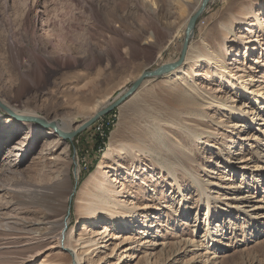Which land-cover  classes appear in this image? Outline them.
<instances>
[{"label": "rangeland", "instance_id": "obj_1", "mask_svg": "<svg viewBox=\"0 0 264 264\" xmlns=\"http://www.w3.org/2000/svg\"><path fill=\"white\" fill-rule=\"evenodd\" d=\"M200 1L0 0V101L77 129L179 58ZM191 50L211 54L179 80L146 79L96 120L111 121L103 141L98 122L65 140L0 106V264H264V0L209 1ZM115 133L129 147L105 161L98 192L91 174ZM240 185L243 214L224 206ZM116 223L101 248L92 228Z\"/></svg>", "mask_w": 264, "mask_h": 264}, {"label": "bare ground", "instance_id": "obj_2", "mask_svg": "<svg viewBox=\"0 0 264 264\" xmlns=\"http://www.w3.org/2000/svg\"><path fill=\"white\" fill-rule=\"evenodd\" d=\"M247 13H249V11L247 12ZM194 48V47H193ZM193 50V49H192ZM187 51L188 52V55H187V53H186V56H188V57H186V65L183 63L181 66H179V68L178 69H176V70H173V71H171V73H168V74H166L167 75V77L170 79V80H179L180 78H183V76L185 75H187V74H189L188 72H187V67H188V65L190 64V62L194 59H199V56L200 55H206L205 57L206 58H209V56H210V54H211V51H209V52H206L205 53V51H203V52H198V53H196L195 52V55L193 54V51ZM208 50V49H207ZM210 60V59H209ZM170 62H172V61H170ZM192 63V62H191ZM159 67V66H158ZM157 68V67H156ZM155 69V68H154ZM136 80V79H135ZM248 84L249 83H247V80H244V82H242V85H240L241 87L240 88H242V90H240L241 91V95L242 94H244V93H246V91L248 90ZM237 95V94H236ZM238 96H235V99H238L237 98ZM243 98V97H242ZM243 100V99H242ZM241 101V100H240ZM1 102V101H0ZM242 102V101H241ZM2 103V102H1ZM3 104V103H2ZM223 106H226V104H225V102H223V104H222ZM5 106V105H4ZM105 106V105H104ZM103 106V107H104ZM7 107V106H6ZM235 107H232V109H234ZM101 109H103V108H101ZM12 110H14V109H12ZM100 110V109H99ZM16 111V110H15ZM98 112V111H97ZM18 114V113H17ZM19 115H21V114H19ZM25 117H26V115H25ZM115 118H116V115L114 116ZM250 118V120L251 121H253V119H254V116H250L249 117ZM99 119V118H98ZM98 122V121H97ZM96 122V123H97ZM58 123V122H57ZM245 124V123H244ZM23 126H25V125H23ZM58 126H59V128L61 129V130H63V131H66L64 128H62V126H60V124L58 123ZM30 130L35 134L36 132H37V127H35V128H33V126H31L30 127ZM54 130V129H53ZM74 130V129H73ZM73 130H71V131H73ZM197 133V132H196ZM113 139H114V141L115 142H113V144L105 151V154H104V159L102 160V161H100L99 162V164H98V168L96 169V171L94 172V173H92L91 174V182L93 183V188L96 190V191H98V192H102V185L100 184V176L104 173V171H103V165H104V163H105V161L107 160V159H109V158H113L116 154H117V152H118V150H120V149H125V148H128L129 147V144H127V143H122L121 145H118V140H117V136H116V133L114 134V137H113ZM163 144V143H162ZM131 147V146H130ZM136 147H137V149L139 150V151H141V150H145V149H147L149 146H148V144H146V143H141V144H137L136 145ZM150 150V149H149ZM163 150V149H162ZM162 150L161 151H156V150H153V149H151V154H153V153H156L157 152V154H158V156H161L162 154H164V153H162ZM170 166H169V168L172 166V164H169ZM134 167V166H133ZM174 169V167H171L170 168V170H173ZM257 182H259L260 180H256ZM249 185H252V184H249ZM116 186L117 185H115V183H113L112 185H110V188L108 187L107 189H108V191L110 190V191H112L113 189H116ZM239 195H237V196H235V197H232L231 198V201L230 202H227L224 206L227 208V209H229L230 211H232V212H234V211H237L238 210V212H237V214L238 213H242V208L244 207V204H246V203H249V198L248 197H246L247 195H243L242 196V192H240V189L242 188V185H240L239 187ZM103 196V195H102ZM94 197H96V193L95 192H93V191H90V192H87V195H86V201H85V204H88V202L90 203V201L92 202L93 201V199H95ZM113 197V196H112ZM101 198V197H100ZM110 198V197H109ZM109 198L106 196H103V203L105 204L106 202L108 203L110 200H109ZM240 199H242V200H240ZM115 200V199H114ZM102 201V200H101ZM221 206V205H220ZM220 206H218V207H220ZM223 206V207H224ZM208 208H210V205L208 204ZM131 209L130 208H126V209H122V211H119L118 212V215H117V220L119 221L118 223L120 224H122V222H124L127 226H128V224H130V217H132V213H131V211H130ZM224 210H226V209H224ZM246 213L248 214V215H254V213L251 211V210H249V209H246ZM228 211H226V213H227ZM243 214V213H242ZM134 216V215H133ZM140 217V215H137L136 216V218H139ZM141 221V220H140ZM118 223H116L113 227H111L109 224H107V225H103L102 227H100V229H95L96 227H93L92 228V230H93V232L94 233H96V234H101L102 236H101V238H103V240L101 241V248H107V243H106V245H104V243L105 242H108L109 240H110V237L112 236V235H114V234H117L116 232L114 233L113 231L116 229V226H118L119 227V225H117ZM95 226H96V224H95ZM123 226V225H122ZM121 227V226H120ZM100 230H102V231H100ZM208 232H206V234H207ZM211 233V232H210ZM208 234V235H211V234ZM95 234V235H96ZM205 234V235H206ZM42 235V234H41ZM60 238L58 239V241H57V243H59V244H61V240H62V238H61V236H62V232L60 233ZM40 237V236H39ZM31 239H34L35 240V238L36 237H34V236H31L30 237ZM38 238V237H37ZM36 238V239H37ZM39 239V238H38ZM40 241H42V240H39L38 242H40ZM65 243H67L66 242V240H64L63 241V244H65ZM37 244H39V243H37L36 242V245ZM41 245V244H40ZM84 250H83V253H86V252H88L89 251V247H90V245L87 243L86 245H85V243H84ZM75 251L77 250V248L76 249H74ZM101 250H98V252H100ZM98 252H97V254H98ZM96 254V255H97ZM79 255V253H77L76 254V256H78Z\"/></svg>", "mask_w": 264, "mask_h": 264}, {"label": "water", "instance_id": "obj_3", "mask_svg": "<svg viewBox=\"0 0 264 264\" xmlns=\"http://www.w3.org/2000/svg\"><path fill=\"white\" fill-rule=\"evenodd\" d=\"M209 1L211 0H201L198 6L195 7L192 15L189 17L187 23H186V29L184 33V43L182 50L180 52L179 58L172 62H164L161 66L155 68V69H149L142 72V74L133 81V84L128 88L127 91H124L118 95L116 99H114L112 102H109L105 104L103 109L98 110V112L94 113L91 117L88 118L87 122L83 123L80 127L77 129H74L73 131H63L59 128L58 123L56 122H46L43 118H39L36 116H28L26 117L24 115H19L15 113L11 108H8L4 106L0 102V106L7 110L9 113L20 119H29L32 121L40 122L45 124L46 126H49L54 129L55 133L58 134L60 137L64 138L65 140H73L74 136L79 134L80 132L88 129L93 123L96 122V120L103 115L111 112L112 110L118 108L123 102H125L128 98L134 95L139 89V87L144 83L146 79H149V77H164V75L171 73V71L176 70L181 66L185 60H186V53L190 48L191 39L194 36L195 33V27L196 22L199 19V17L205 12L206 7L209 4Z\"/></svg>", "mask_w": 264, "mask_h": 264}, {"label": "built area", "instance_id": "obj_4", "mask_svg": "<svg viewBox=\"0 0 264 264\" xmlns=\"http://www.w3.org/2000/svg\"><path fill=\"white\" fill-rule=\"evenodd\" d=\"M111 121L109 120H106L104 121L103 119V122H98L96 125H95V133L100 136V139L103 141L106 136H105V128L108 127L110 128V124Z\"/></svg>", "mask_w": 264, "mask_h": 264}, {"label": "trees", "instance_id": "obj_5", "mask_svg": "<svg viewBox=\"0 0 264 264\" xmlns=\"http://www.w3.org/2000/svg\"><path fill=\"white\" fill-rule=\"evenodd\" d=\"M90 170H91V169H90ZM84 176H86V173L81 175V177H84Z\"/></svg>", "mask_w": 264, "mask_h": 264}]
</instances>
